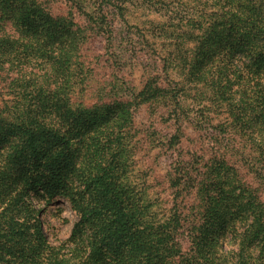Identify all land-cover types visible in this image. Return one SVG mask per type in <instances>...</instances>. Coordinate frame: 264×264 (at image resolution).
<instances>
[{"label": "rangeland", "instance_id": "374dc122", "mask_svg": "<svg viewBox=\"0 0 264 264\" xmlns=\"http://www.w3.org/2000/svg\"><path fill=\"white\" fill-rule=\"evenodd\" d=\"M256 6L264 9V0H109L106 10L112 16L114 41L110 45L98 43L93 52V71L88 76L85 94L79 100L88 104L99 100L107 102L110 117L119 109L118 99L141 94L151 78L150 84L157 83L168 93L186 82L184 93L191 96L205 92L204 84L211 85L214 80L224 82L225 75L232 76L236 71L248 78L253 70L250 65L264 58V25L259 26L251 20L240 31L236 22L239 21L237 17L249 16L254 20L258 13ZM197 36H201L200 40ZM210 39L216 40V44L223 40L226 47L205 57L201 52ZM255 46L258 50L254 55ZM168 53H172L173 59L179 53L189 57L184 69L186 77L180 74L181 67H169L163 61ZM30 71L35 69L26 64L16 77L29 76ZM10 77L0 72V84H8ZM260 77V93L254 94L252 89L245 87L249 90L246 96L243 86L240 83L236 86L238 99L243 103L248 100L247 104L254 106L251 118L247 119L249 125L243 128L246 134L253 135L249 138L241 133L239 138L233 137L236 142L227 132L222 136L228 140L218 137L219 124L229 123L234 115L213 108L208 114L214 116V121L205 126L191 110L195 106L193 98L186 100L190 110L187 118L180 109L173 112L165 107L167 103L157 107L138 97L137 104L132 106L134 124L130 128L135 154L127 175L132 184L145 193V199L133 205V209L127 206L114 209L121 210L117 217L109 208L92 209L89 201V194L95 198L107 191L115 177L113 161L109 156L103 157L99 145L119 136L118 127L109 128L117 121L106 125L86 124L89 130L85 139L91 150L73 161L71 155L69 161L65 157L72 146L58 140L53 143L58 146L56 154L46 161L54 162L51 165L33 163L23 156L7 166L2 162L9 178L2 179L0 185V264H171L170 259L190 264L192 243L187 231L179 239V249L174 248L163 257L157 250L159 224L187 194L173 186L175 168L186 160L185 167L194 173L199 168L207 170L206 163L214 160L217 154L222 155L232 162L231 177L239 173L237 177L244 183L243 202L252 199L251 196L260 195L264 199L261 145L264 134L259 137L258 132L253 133L263 120H258V116L264 114V73ZM2 85L0 105L3 97L9 98L2 96L9 91L2 89ZM229 87L222 92L221 103L232 94ZM99 90L102 93H98ZM202 104H210V101ZM240 113L243 114L242 107L237 109V114ZM108 128L113 135L103 136ZM176 135L181 136L178 145L173 140ZM33 173L43 178L45 184L28 185V176ZM192 207L188 211H192ZM71 213L75 215L70 216ZM214 215L209 228L205 223L198 231L200 247L207 256L205 261L234 264L239 241L237 233L223 237L225 222L221 210H215ZM244 228L242 222L238 229L243 231ZM161 242L162 239L159 244Z\"/></svg>", "mask_w": 264, "mask_h": 264}, {"label": "trees", "instance_id": "16d2710c", "mask_svg": "<svg viewBox=\"0 0 264 264\" xmlns=\"http://www.w3.org/2000/svg\"><path fill=\"white\" fill-rule=\"evenodd\" d=\"M108 1L0 0V72L12 76L8 84L6 82L5 85L0 84L2 89H9L2 94L9 98L3 97L0 105V185L2 179L9 178V172L3 170L5 166L2 162L7 166L11 161L14 162L18 157L23 156L33 163L45 164L49 157L56 154L58 146L57 143H53L58 140L72 146L65 157L69 161L68 156L71 155L73 161L85 156L91 150L88 140L85 139L89 130L86 124L93 122L106 125L117 121V124L109 128L118 127L119 136L111 142L105 141L99 145L103 157L109 156L112 159L115 177L109 183L107 191H103L95 198L89 194L92 209L109 208V211L117 217L123 206L133 209V205L145 199V193L137 189L132 184L131 177L127 175L132 164L130 160L135 154V142L132 139L134 136L131 135L130 128L134 124L135 109L132 110V106L134 103L137 104L138 97H143L145 103L148 101L157 107L167 103L165 107H170L173 112L180 109L187 118L190 110L186 100L193 98L195 106L191 110L194 111V115L198 114L205 126L212 125L214 121V116L208 114L213 108L221 113L234 115L235 120L231 116L229 123L219 124L220 139H229L222 136L225 132L232 138L234 136L239 138L241 133L250 138L253 134H249L250 132L246 134L243 128L249 125L247 119L251 118L254 106L247 104L248 100L243 103L238 99L236 86L240 83L242 89L246 87L252 89L254 94L260 93L264 58L254 60L250 65L253 70L249 72L251 75L248 74L249 79L240 76L236 71L232 76L225 75L224 82L217 83L214 80L211 85L204 84L206 91L194 96L184 93L186 82H182L185 84L183 87L176 86V90L168 93L157 83L150 84L151 78L148 83L146 82L141 94L133 93L127 99H118L119 109L109 117L107 102L99 100L88 104L79 100L80 96L85 94L88 76L93 71L91 68L93 52L98 48V43L110 45L114 41L111 30L112 16L106 10ZM255 9L258 13L254 16L258 20H255L256 18L253 20L249 16L237 17L240 21V23L236 22V25H239L238 30L243 31L246 22L255 21L259 26L264 25V9L261 10L259 6ZM195 22L202 25L201 21ZM197 38L200 40L201 36ZM216 45L218 47H215ZM225 47L223 40H219L216 44V40L210 39V43H207L201 53L205 57H210ZM257 50L258 47L255 46L252 51L254 55ZM188 60L189 57L183 53L177 54L175 59L172 53H168L163 61L169 67H181L180 74L183 73V77H186L184 69L189 64L186 62ZM26 64L35 71H30L29 76L17 78L16 75L24 70ZM190 80L187 82L194 84ZM230 84L232 87H229ZM227 87L233 92L221 103L220 100L224 97L222 92ZM247 89L244 90L246 96L249 94ZM98 93H102V90ZM208 100L210 104L203 106L202 103ZM214 104L216 107H212ZM220 106H224L225 109ZM239 107H242L243 114H237ZM260 118L264 120V114H260L258 120ZM263 120L259 121L253 132H258L259 137L264 134ZM109 128L103 136L113 135L112 132H108ZM180 139L181 136L176 135L173 140L178 145L181 143ZM261 145L264 153V143L261 142ZM221 149L222 145L219 150ZM53 163L48 161L46 164ZM185 164L188 162L182 160L175 168L176 180L173 186L178 191L182 189L187 191V194H184L183 200L172 208L165 221L159 224L158 255L163 257L166 252L173 251L174 248L179 249V239L187 231L192 243L190 264H210L208 262L210 259L205 261L207 256L200 247L202 244L198 231L205 223L209 228L215 217L214 211L219 209L225 222L223 237L227 238L236 232L239 240L234 254V264H264V199L258 195L251 196L252 199L243 202L242 196L246 192L242 187L244 183L237 177L239 173L234 178L231 177L232 162L222 155L220 157L217 154L214 160H209L206 163L207 170L199 168L196 173L189 167L186 168ZM227 170L229 171L226 172ZM28 180L27 184L31 186L34 183L45 184L43 178L34 173L28 176ZM188 199L191 202L187 203ZM118 207H121L119 212L114 210ZM190 207L192 211H188ZM74 208L80 210L78 206ZM242 222L245 223L243 231L238 229ZM182 229L184 230L181 232ZM161 239L162 242L159 244ZM170 261L171 264H187L178 260L173 262L170 259Z\"/></svg>", "mask_w": 264, "mask_h": 264}, {"label": "bare ground", "instance_id": "6f19581e", "mask_svg": "<svg viewBox=\"0 0 264 264\" xmlns=\"http://www.w3.org/2000/svg\"><path fill=\"white\" fill-rule=\"evenodd\" d=\"M75 214L74 213H71L70 216H74Z\"/></svg>", "mask_w": 264, "mask_h": 264}]
</instances>
